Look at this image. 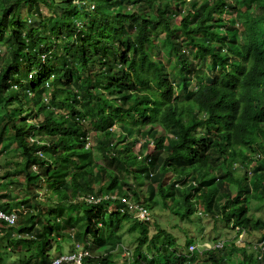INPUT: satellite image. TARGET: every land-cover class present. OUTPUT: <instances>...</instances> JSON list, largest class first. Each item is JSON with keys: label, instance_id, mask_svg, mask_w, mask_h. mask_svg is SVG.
<instances>
[{"label": "trees", "instance_id": "16d2710c", "mask_svg": "<svg viewBox=\"0 0 264 264\" xmlns=\"http://www.w3.org/2000/svg\"><path fill=\"white\" fill-rule=\"evenodd\" d=\"M13 144L0 180L24 196L0 195L21 218L0 223V263L50 264L73 237L82 264H264V0H0V157ZM128 203L202 207L263 247L191 252Z\"/></svg>", "mask_w": 264, "mask_h": 264}, {"label": "rangeland", "instance_id": "374dc122", "mask_svg": "<svg viewBox=\"0 0 264 264\" xmlns=\"http://www.w3.org/2000/svg\"><path fill=\"white\" fill-rule=\"evenodd\" d=\"M227 19L230 18L229 14L225 15ZM218 19V18H217ZM179 19H177L178 21ZM167 57V56H166ZM198 68L200 70H203L204 75L207 76L206 67L201 66L198 62ZM197 78L194 79V83L197 82ZM14 96H17V93L14 94ZM51 112H58L62 113V110H59L55 105ZM30 123L34 122L29 120ZM114 130H117V127H114ZM122 130L118 127V137L121 138ZM38 133L36 132V135ZM145 143V141H141L140 143H137L135 147V152H138L140 149V146H142ZM154 150V146L152 145L148 149V153L152 152ZM21 153L22 150L18 148L16 144H13L10 148V151L6 153L5 155L0 157V177H2L6 170L15 168L14 164L21 160ZM96 161L102 163L99 159V156L96 157ZM249 169H252V165L249 166ZM245 171L240 170L237 173V177L244 178ZM46 187L42 189V191H45ZM2 194H10L11 199H21L24 196V193L18 192L17 189H15L14 186L8 187L5 185V183L0 180V195ZM45 192H42V195L45 196ZM116 197V196H114ZM113 198V197H112ZM264 202V201H263ZM252 212L254 216L256 217H262L264 218V203L258 204L253 206ZM158 213V214H157ZM202 213V214H201ZM151 214L153 218V224L159 225L163 229H167V231L173 233L175 236H177L178 240L184 244L185 241L189 239H193L195 246L200 248L201 250L210 249L212 248L217 242L224 241L226 243H234L237 244L240 247H245L249 245L248 248L250 251L254 250L257 252V249L259 247V244L261 243V234L259 233H252L247 234L245 236V241L242 244H238L237 240V232L236 229L232 228V225L228 224L227 222L220 220L216 221L213 217L207 215L204 212V209L202 207H199L196 211V213L192 216L190 220H182L178 217L173 216L169 211L163 210L161 207H156L151 209ZM45 221L47 222H53V216L49 215V213H45L44 216H42ZM155 222V223H154ZM19 223H21V218L19 220ZM128 223L126 226L122 229L123 234V245L125 249H129L130 251H134V248L136 246L135 240L137 239V233H131L128 231ZM156 229L153 227L151 234L155 233ZM164 242V238H160L158 240V244ZM77 244V240L73 237H70V239L64 240L61 244L54 243L53 250L51 251V255L54 257L59 254H67L72 251V248ZM58 248V249H57ZM13 251L12 249H10ZM24 250V249H22ZM190 250V248H189ZM119 255V259L124 258L122 252H117ZM4 258H6V261L10 264H15L16 260H14L11 256H8L6 253H4ZM118 256V255H117ZM132 260V259H131ZM130 262L127 260V264ZM118 264H123L121 261Z\"/></svg>", "mask_w": 264, "mask_h": 264}, {"label": "built area", "instance_id": "2783aa9c", "mask_svg": "<svg viewBox=\"0 0 264 264\" xmlns=\"http://www.w3.org/2000/svg\"><path fill=\"white\" fill-rule=\"evenodd\" d=\"M113 200L117 201L118 198L113 197ZM89 201L91 202V200H89ZM128 206L131 210L139 208L138 209L139 213L136 215L137 219H139L141 221H143V220L146 221V220L150 219L151 214H150V211L148 210V208H146L144 206H136L135 204H132V203H128ZM18 222H19V211L12 210V211L6 212L0 207V223L7 224L9 226H16ZM236 232H237L236 237L238 240L237 243L242 244L245 241L246 232L244 230L239 229V228L236 229ZM225 245H226V242L219 241L210 249H223L225 247ZM260 247H263V243H261ZM189 248H190L191 252H194L195 250L198 249V247L195 246L194 244H192ZM125 250L127 251L125 253L126 256H130L131 251L127 250V249H125ZM89 255H90L89 251L85 250L83 247H81V245H77L75 252L67 253V254H63L61 256H58V257L54 258L50 264H82L84 258L88 257ZM5 264H9V263L7 262Z\"/></svg>", "mask_w": 264, "mask_h": 264}, {"label": "clouds", "instance_id": "9594fccd", "mask_svg": "<svg viewBox=\"0 0 264 264\" xmlns=\"http://www.w3.org/2000/svg\"><path fill=\"white\" fill-rule=\"evenodd\" d=\"M246 232V231H245ZM246 235H247V233H246ZM263 235H264V233H263ZM262 243V242H261ZM261 243L259 244V247L258 248H261L260 246H261Z\"/></svg>", "mask_w": 264, "mask_h": 264}, {"label": "bare ground", "instance_id": "6f19581e", "mask_svg": "<svg viewBox=\"0 0 264 264\" xmlns=\"http://www.w3.org/2000/svg\"><path fill=\"white\" fill-rule=\"evenodd\" d=\"M140 206V205H139ZM150 220V219H149ZM11 228V227H10ZM8 262V261H7ZM0 264H3V263H0ZM10 264V263H9Z\"/></svg>", "mask_w": 264, "mask_h": 264}]
</instances>
